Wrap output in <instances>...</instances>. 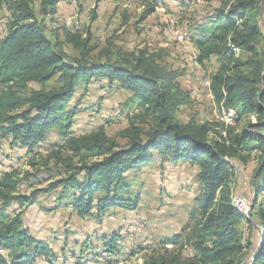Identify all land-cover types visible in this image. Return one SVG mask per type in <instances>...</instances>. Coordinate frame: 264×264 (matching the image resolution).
Wrapping results in <instances>:
<instances>
[{"label":"trees","instance_id":"trees-1","mask_svg":"<svg viewBox=\"0 0 264 264\" xmlns=\"http://www.w3.org/2000/svg\"><path fill=\"white\" fill-rule=\"evenodd\" d=\"M62 1L0 0V8L8 12L0 39V150L8 141L11 149L31 153L57 129L60 143L33 160L39 158L44 166L54 162L64 172L25 196L18 190L21 168L0 170V264L53 258L46 243L24 227L22 209L39 194L58 192L57 202L72 207L81 219L99 220L118 208L133 211L141 203L142 193L135 191L136 186L143 188L139 175L158 161L161 167L172 163L195 168L199 194L181 232L146 251L140 263L129 264H243L253 230L259 233L258 246L264 234V0H219L187 33L196 62L206 70L216 62L209 75L215 103L237 116L236 126L222 122L225 135L217 137L209 135L213 128L208 124L181 120L182 109L193 99L178 81L183 73L165 62L166 50H125L112 37L100 46L90 29H50ZM102 1L109 0L98 3ZM155 11V6L145 10L139 21ZM96 17L93 13L92 19ZM8 73L16 77L9 79ZM80 80L85 91L95 80H105L109 88L129 95L128 104L136 112L114 137L104 127L81 136L72 132L77 113L66 108ZM253 153L259 154V164L246 219L231 203L230 161L246 162ZM13 204L20 212L4 214ZM245 224L246 243L240 233ZM117 241L113 236L105 245L109 258L123 254ZM251 264H264V241Z\"/></svg>","mask_w":264,"mask_h":264},{"label":"rangeland","instance_id":"rangeland-1","mask_svg":"<svg viewBox=\"0 0 264 264\" xmlns=\"http://www.w3.org/2000/svg\"><path fill=\"white\" fill-rule=\"evenodd\" d=\"M219 4V0H109L100 3L98 0H63L57 7L56 22L49 28L66 25L74 29H90L94 41L100 46L112 37L114 44L125 50H166L165 62L183 73L178 81L193 99L190 107L182 109L181 120L186 122L195 118L208 124L213 128L209 135L217 137L225 135L223 123L226 117L209 89L210 70L216 68V62L206 70L196 62L197 53L188 43V38L180 42L177 36L184 32L192 34L190 29L202 22ZM153 6L156 7L155 13L140 22L143 12ZM93 13L97 16L94 20ZM7 17L5 8H0V39L6 33ZM260 26L264 33V15ZM7 77L14 79L16 75L8 73ZM82 83L80 80V89L66 108L75 109L77 113L72 132L81 136L104 127L108 135L114 137L127 126V118L136 112L135 106L128 104L129 95L109 88L105 80H95L86 91ZM230 122L233 123L225 124L236 126L237 116ZM59 143L57 129L31 153H27V149H11L7 141L0 150V170L20 167L22 182L18 190L25 196H31L34 189L46 187L64 174L53 166L54 162L44 166L39 158L33 160L38 152L45 155ZM29 161L37 166L32 167ZM258 164L257 153H253L246 162L230 161L233 196L236 202L242 199L248 207L243 209L248 212L246 219H250L253 208V177ZM196 173L197 170L187 164L167 163L161 167L158 161L144 168L139 175L137 182L143 183V188L136 186L138 189L135 191L142 193L140 205L133 211L112 209L99 220L79 218L72 207L57 202L58 192L39 194L33 205L22 209L24 227L34 239L46 243L53 251V258L38 257L34 264L140 263L146 251L159 246L163 239L180 233L186 225L193 200L199 194ZM19 212L20 207L13 204L4 214L12 217ZM240 233L246 243L249 235L246 224ZM113 236L118 237L117 245L123 249V254L109 258L105 245ZM251 243L243 264H251L257 250L259 233L256 230H253Z\"/></svg>","mask_w":264,"mask_h":264},{"label":"bare ground","instance_id":"bare-ground-1","mask_svg":"<svg viewBox=\"0 0 264 264\" xmlns=\"http://www.w3.org/2000/svg\"><path fill=\"white\" fill-rule=\"evenodd\" d=\"M176 32V31H175ZM183 33H181L180 35H182ZM176 35V34H175ZM180 35H178L177 36V38H178V40L180 41V42H183L184 40H186L187 38H182ZM174 37H176V36H174ZM176 42V41H175ZM178 42V41H177ZM233 51L238 55L239 53H240V51L238 50V49H234L233 48ZM223 114H225V117H226V124H228V122H230L231 120H234V117L236 116L235 115V112H233V111H225V110H223ZM232 194V197H231V203L233 204V206L235 207V209L240 213V214H242L244 217L246 216V217H248V215H247V211H243V209L245 208V206H243L240 202H236V198H234V196H233V193H231ZM251 210V209H250ZM250 212V211H249ZM245 217V218H246Z\"/></svg>","mask_w":264,"mask_h":264},{"label":"built area","instance_id":"built-area-1","mask_svg":"<svg viewBox=\"0 0 264 264\" xmlns=\"http://www.w3.org/2000/svg\"><path fill=\"white\" fill-rule=\"evenodd\" d=\"M182 38H188V35L184 32L182 35H180ZM228 123H233V122H228ZM240 199V198H239ZM240 203L243 205V206H245V208H248L247 206H246V204H245V202L242 200V199H240Z\"/></svg>","mask_w":264,"mask_h":264},{"label":"water","instance_id":"water-1","mask_svg":"<svg viewBox=\"0 0 264 264\" xmlns=\"http://www.w3.org/2000/svg\"><path fill=\"white\" fill-rule=\"evenodd\" d=\"M262 230H263V233H264V228H263ZM263 241H264V234H263L262 240H261V242H260V244H259V246H258V249L256 250L254 256L256 255V253L258 252V250L260 249V247H261ZM254 256H253V258H254ZM253 258H252V259H253Z\"/></svg>","mask_w":264,"mask_h":264}]
</instances>
